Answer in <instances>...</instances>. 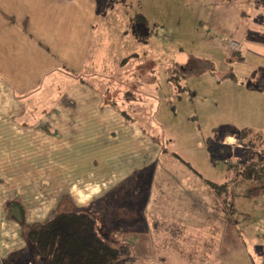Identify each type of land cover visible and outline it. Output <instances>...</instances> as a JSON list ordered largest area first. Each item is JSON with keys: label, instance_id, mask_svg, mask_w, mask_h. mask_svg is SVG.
<instances>
[{"label": "rangeland", "instance_id": "obj_1", "mask_svg": "<svg viewBox=\"0 0 264 264\" xmlns=\"http://www.w3.org/2000/svg\"><path fill=\"white\" fill-rule=\"evenodd\" d=\"M98 2L88 72L108 77L97 87L153 144L112 145L102 172L133 170L128 178L105 198L73 197L65 208L95 217L99 235L123 249L112 264H264V183L231 181L253 161L264 170V135L244 132L256 109L244 101L238 52L228 46L240 41L229 16L241 1ZM209 182H230L228 205ZM33 257L26 244L0 264H47Z\"/></svg>", "mask_w": 264, "mask_h": 264}, {"label": "crops", "instance_id": "obj_2", "mask_svg": "<svg viewBox=\"0 0 264 264\" xmlns=\"http://www.w3.org/2000/svg\"><path fill=\"white\" fill-rule=\"evenodd\" d=\"M237 1L239 12L231 11L229 20L239 35L242 75L234 77L246 91L245 103L256 109L252 129L244 132L263 136L264 0ZM98 5V0H0L1 262L26 247L20 217L28 225L45 221L64 210L68 199L105 198L128 178L133 170L102 172L109 166L100 159L112 145L134 139L153 144L97 87L110 85L108 77L97 80L88 72ZM103 181L93 194L92 186Z\"/></svg>", "mask_w": 264, "mask_h": 264}, {"label": "trees", "instance_id": "obj_3", "mask_svg": "<svg viewBox=\"0 0 264 264\" xmlns=\"http://www.w3.org/2000/svg\"><path fill=\"white\" fill-rule=\"evenodd\" d=\"M257 183H264V170L259 171L253 161L237 176ZM213 192L223 201L229 202L230 182H209ZM225 199V200H224ZM23 234L33 250V258L47 264H112L123 255L98 231L97 220L89 213L77 209H59L49 219L33 224H22Z\"/></svg>", "mask_w": 264, "mask_h": 264}, {"label": "built area", "instance_id": "obj_4", "mask_svg": "<svg viewBox=\"0 0 264 264\" xmlns=\"http://www.w3.org/2000/svg\"><path fill=\"white\" fill-rule=\"evenodd\" d=\"M228 46H229L231 49H233V50H237V49L239 48L240 44H239L238 42H236V41H233V42H230V43L228 44Z\"/></svg>", "mask_w": 264, "mask_h": 264}]
</instances>
